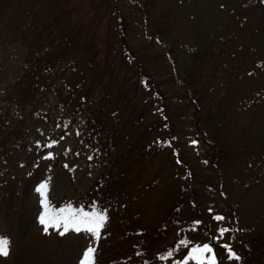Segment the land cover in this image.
<instances>
[{"label": "rangeland", "instance_id": "374dc122", "mask_svg": "<svg viewBox=\"0 0 264 264\" xmlns=\"http://www.w3.org/2000/svg\"><path fill=\"white\" fill-rule=\"evenodd\" d=\"M29 2L35 0H0V12ZM69 2L75 9L73 21L77 19V25L84 16L94 25L107 24L104 0ZM218 3L219 0H211L210 12L214 16L218 14ZM251 5L247 19L252 20L251 27L261 28L264 40V23L259 25L264 19V7ZM36 6L35 3L32 7ZM111 24L110 21L108 25ZM131 27L130 35L136 47L147 42L135 18ZM160 48L156 44L138 50V58H147L148 69L156 74L163 72L160 67L163 58L158 56ZM106 55L108 59L116 58L112 61L119 67L120 52ZM121 71L128 76V71L131 73L127 69L113 74L119 75ZM107 74L100 80L103 85L108 83ZM108 84L107 92H112L114 105L98 103L103 94L94 88L86 104L88 109L78 104L69 128H64L61 120L57 126V109L50 111L48 124L39 123L42 138L50 132L47 139L50 141L57 133L59 142L40 152L38 162L36 146L29 153L20 148L0 157V238L10 242L9 254L0 256V264H80L89 247L96 250L95 264H183L191 247L205 243L212 246L213 255L217 251L222 264H264V237L259 242L237 244L245 240L238 234L240 220L249 219L250 226L264 231V145L260 144L264 143L263 124L262 128L256 126L262 138L254 142L259 148L253 143L250 131L239 129L243 123L238 124L239 128L234 127L232 136L226 134V137L237 153L218 156L211 168L204 159L207 144L195 136L175 85L168 91V99L178 152L170 146L161 148L157 142L151 143L159 134L158 126L151 128L149 123L158 121L157 111L150 104L143 108L142 86L134 87L136 92L127 101L124 100L127 93L115 90L111 82ZM99 105L105 108L100 109ZM112 110L116 112L113 116ZM139 116L142 120L138 122ZM32 135L35 140L37 135ZM25 140L30 146L27 138L19 140V144ZM9 143L13 146L11 138ZM178 155L183 162H178ZM186 165L194 173L191 192ZM42 182L47 185L46 203L53 208L70 205L76 209L85 201L84 211L94 208L103 211L107 221L99 239L84 231L60 235L62 228L49 227L46 232L38 219L43 208L36 188ZM178 199L182 200L179 204ZM216 216L224 219L216 220ZM220 228L229 232L221 237ZM180 241H185V245L181 246ZM225 244L242 255L241 261L229 259ZM169 252H172L170 257ZM242 258L246 261L242 262Z\"/></svg>", "mask_w": 264, "mask_h": 264}, {"label": "trees", "instance_id": "16d2710c", "mask_svg": "<svg viewBox=\"0 0 264 264\" xmlns=\"http://www.w3.org/2000/svg\"><path fill=\"white\" fill-rule=\"evenodd\" d=\"M35 3L37 6L32 7ZM254 3L264 7V0H219L218 14L214 16L210 12L211 0H104L109 19L102 27L86 21L87 16L77 25L69 0H35L2 10L0 157L14 149L27 152L36 146L38 162L40 152L59 142L57 133L50 141V132L42 138L39 123L48 124L50 111L57 109V126L61 120L63 127L69 128L78 104L88 109L86 104L94 88L103 94L98 103L114 105L112 92H107L110 82L115 84V90L128 94V98H123L127 101L136 92L134 87H143V108L150 104L157 111L158 121L149 123L151 128L158 126V137L151 141L157 142L158 147L170 146L178 152L168 99L173 85L181 94L179 98L186 106L195 136L207 144L204 159L211 168L218 156L237 153L226 134L231 137L239 123H243L239 129L252 133L253 143L259 142L262 138L256 126L262 128L263 124L264 138V40L261 28L251 27L252 20L247 19L248 8ZM221 12L224 14L219 17ZM133 18L147 39L139 47L132 43L130 35ZM262 20L259 25L264 23ZM110 21L112 24L108 25ZM156 44L161 47L158 56L163 58L160 74L148 69L147 58H138L140 47ZM113 51L121 53L119 67L112 61L116 58H107V52ZM127 69L131 71L129 76L122 71L113 74ZM105 74L107 85L100 82ZM102 105L100 109L105 108ZM115 114V110L110 113ZM32 133L37 135L35 140ZM24 137L30 146L26 140L19 144ZM178 162H183L179 155ZM186 167L191 192L194 173ZM181 201L178 199L177 203ZM85 204L84 201L76 209H86ZM237 224L238 234L245 237L238 246L264 237V231L250 226L249 219ZM214 255L217 264H222L216 250Z\"/></svg>", "mask_w": 264, "mask_h": 264}, {"label": "snow or ice", "instance_id": "6c2138e0", "mask_svg": "<svg viewBox=\"0 0 264 264\" xmlns=\"http://www.w3.org/2000/svg\"><path fill=\"white\" fill-rule=\"evenodd\" d=\"M195 143V142H194ZM52 145H48L51 147ZM50 158V157H46ZM46 183H41L37 186L36 191L41 196V207L43 211L39 216V222L44 225V229L47 232L49 227L54 229H63L59 232L60 235H65L69 231H75L77 233L84 231L90 233L94 238L99 239L100 231L105 226L107 221L106 214L97 209L92 211H84L83 209H73L70 205L64 208H53L46 203L45 200V188ZM216 220L224 219L221 216H216ZM219 234L223 237L229 229L220 228ZM9 241L6 238H0V256H7L9 254ZM180 245L184 246L185 241H180ZM229 252V259L239 260V256L230 249L229 245H223ZM95 252L96 250L89 247L83 254V258L80 264H95ZM213 248L209 244L197 245L191 247L187 255L184 258L183 264H188V261H194L195 264H217L216 256L212 254ZM169 257L172 252L167 254ZM165 257H162V259Z\"/></svg>", "mask_w": 264, "mask_h": 264}]
</instances>
